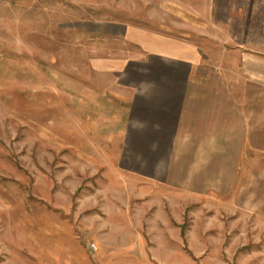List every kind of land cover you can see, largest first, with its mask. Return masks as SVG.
I'll return each mask as SVG.
<instances>
[{
  "label": "rangeland",
  "instance_id": "rangeland-1",
  "mask_svg": "<svg viewBox=\"0 0 264 264\" xmlns=\"http://www.w3.org/2000/svg\"><path fill=\"white\" fill-rule=\"evenodd\" d=\"M196 5L181 24L167 0H0V264H264V152L235 170L219 158L217 173L211 134L179 145L172 186L139 174L119 156L113 78L93 71L139 54L100 23L221 51L196 35ZM250 89L236 113L258 131L264 93Z\"/></svg>",
  "mask_w": 264,
  "mask_h": 264
},
{
  "label": "crops",
  "instance_id": "crops-1",
  "mask_svg": "<svg viewBox=\"0 0 264 264\" xmlns=\"http://www.w3.org/2000/svg\"><path fill=\"white\" fill-rule=\"evenodd\" d=\"M172 1L167 0V15L179 6L181 24L189 21L183 18L184 14L189 17L188 4H197L191 10L195 20L201 21L196 35L212 37L221 51L204 52L188 38L169 34L166 38L119 22L100 23L91 29L105 39L130 43L139 52L131 58L108 60L102 69L93 67V71L113 78L108 87H113V97L122 106L119 156L131 159L139 174L153 179L167 176L169 186L173 185L179 145H183L182 152H192L196 142L214 134L211 141L217 148L211 156L217 158V173L219 158L228 159L235 170L242 151L264 152V129L253 131L251 120L236 113L240 107L235 101L237 93L246 97L252 86L259 89V95L264 93V0ZM187 22L180 28L186 29ZM225 45L233 46L232 51ZM260 123L264 127V120ZM221 138L227 144L222 152L217 145ZM256 139L259 145L253 143ZM210 166L206 172L213 174Z\"/></svg>",
  "mask_w": 264,
  "mask_h": 264
}]
</instances>
